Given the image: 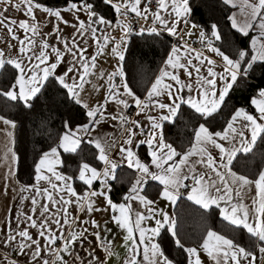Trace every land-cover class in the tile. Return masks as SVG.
Here are the masks:
<instances>
[{"label": "snow or ice", "instance_id": "obj_1", "mask_svg": "<svg viewBox=\"0 0 264 264\" xmlns=\"http://www.w3.org/2000/svg\"><path fill=\"white\" fill-rule=\"evenodd\" d=\"M104 3L123 20L117 19L113 24L87 0H68L63 9L45 6L39 0H0V31H6L15 42L0 48V70L9 71V67L12 70L9 85L0 89V96L31 108V101L47 83L54 81L68 98L82 106L87 118L86 123L75 128L66 121L56 146L43 151L35 162L34 183L12 189L18 196V214L6 217L0 229V248L16 253L17 259L0 256V264H21L20 257H27L24 264H110L114 256L119 258L113 245L116 235L121 234L120 247L125 252L122 264H173L157 242L162 232L170 233L176 246L187 254V264H204L201 253L212 264H261L264 169L250 178L234 170V161L238 154L250 153L258 141H264V88L251 99L257 114L236 108L215 131L206 123H199L182 150L166 140L164 127L166 122H175L182 106L207 121L221 111L238 80L246 78L255 64L264 63V0H223L225 5L236 9L227 17L231 28L249 37L248 48H237L227 54L216 46V41L223 37L215 23L208 32L201 28L198 33L204 50L194 48L185 39L192 37L191 29L200 27L190 24L189 0H104ZM10 9L25 18L18 20L6 15ZM37 12L55 19L51 31L43 35L54 36L62 47L48 39L37 40L42 36ZM63 13H71L73 19H65ZM81 13L86 19H81ZM130 13L134 14L133 19L149 25L141 26L138 34L167 33L177 39L143 98L129 86L123 66L127 38L133 31ZM189 24L190 30L185 31L182 26ZM61 25L73 29L71 38L63 35ZM97 26L117 28L121 35L116 38ZM253 32L256 34L250 35ZM89 48H94V52L89 54ZM5 49L15 51L6 55ZM106 51L117 61L114 70L107 73L97 68L98 58ZM62 65L63 70L58 73ZM93 76L103 84L92 87L96 91L103 87L104 96L102 102L89 105L83 101L82 93ZM110 105L116 106L115 112L109 110ZM132 106L136 116H144L146 125L126 114ZM112 121L118 122V135L99 132ZM0 125L4 126L0 127V134L7 139L2 157L8 168L2 192L7 195L15 176L12 166L17 156L11 147V129L16 128V123L0 115ZM138 136L142 138L137 139ZM85 142L95 150L94 158L103 167L98 169L81 162L75 177L59 171L58 166L63 164L61 150L77 153L83 150L81 145ZM140 146H146L150 163L134 150ZM113 153L118 160L113 159ZM121 165L132 169L135 178L121 202L116 203L109 195L110 180L116 179V170ZM75 180L85 186L82 194L74 187ZM97 181L99 190L93 188ZM149 181L160 186V200L174 205L183 197L205 212L217 209L222 220L246 233L253 246H242L234 237L208 228L197 246L186 247L177 237L175 219L163 208H157V201L145 194ZM99 197L106 207L97 206ZM25 201L30 203L27 210ZM133 202H138V207H133ZM73 208L89 217L102 211L109 212L110 217L102 226L95 218L73 215ZM149 221H154V225ZM109 222L119 230L117 234L107 227ZM78 224L81 230H77ZM90 236L94 239L89 240ZM85 243L93 246L84 248L83 254L76 251Z\"/></svg>", "mask_w": 264, "mask_h": 264}, {"label": "trees", "instance_id": "obj_2", "mask_svg": "<svg viewBox=\"0 0 264 264\" xmlns=\"http://www.w3.org/2000/svg\"><path fill=\"white\" fill-rule=\"evenodd\" d=\"M78 1V0H73ZM40 3L49 6H63L68 0H39ZM94 5L100 15L115 21L117 14L104 0H87ZM191 7L190 20L202 27L206 32L213 23L217 24L222 34V40L216 41L218 47L225 51H235L237 48H248L249 37H244L231 28L227 20L232 8L223 3V0H189ZM135 31L129 35L123 62L126 80L137 95L143 97L145 90L150 87L154 76L162 66L172 44L174 37L167 33L159 36L154 34H138ZM250 35H253L251 33ZM9 71H0V89H6L11 79ZM264 88V63H257L246 78H240L229 95L221 111L205 121L187 106H182L174 123H165L164 134L168 142L173 143L178 150L188 145L192 138V130L199 123H206L210 130H219L230 113L240 107H246L254 112L251 107V99L258 91ZM32 107L28 108L21 101H11L0 96V115L13 120L16 125L14 149L18 156L17 178L25 184L34 181V164L43 151L56 146L59 136L65 131L64 123L69 122L75 128L87 122L85 110L76 105L67 97L66 91L54 81L46 84L42 92L31 101ZM82 151L77 153H61L63 164L61 171L66 175L75 177L81 162H88L100 167V162L94 158V149L86 142L82 143ZM142 157L148 159L144 149H138ZM234 170L240 174L254 178L255 174L264 169V141H258L253 151L247 154H238L234 161ZM129 171L125 167L118 170L116 179L111 183L110 197L114 201H120L128 188L126 182ZM152 185V190H149ZM148 194L155 197L159 186L150 183ZM74 187L78 192L84 190V185L78 180L74 181ZM177 237L185 246L198 244L206 229L212 228L230 238L234 237L242 246H253L248 235L241 230L233 229L226 221H223L217 209L205 212L197 205L192 204L181 197L175 206ZM159 243L165 254L176 264H187L186 253L176 246L170 233L162 232L158 237Z\"/></svg>", "mask_w": 264, "mask_h": 264}, {"label": "crops", "instance_id": "obj_3", "mask_svg": "<svg viewBox=\"0 0 264 264\" xmlns=\"http://www.w3.org/2000/svg\"><path fill=\"white\" fill-rule=\"evenodd\" d=\"M73 2H78V1H73ZM44 5L45 6H48V7L58 8V9H63L66 6V4L63 5V6H49V5H46V4H44ZM189 7H190V5H189ZM190 9H191V7H190ZM233 11H236V9H233L232 12ZM6 15H8L10 17H13V18H16L18 20L25 18L22 15V13H17L14 9H10V11L8 13H6ZM63 15L65 16V19H68V20H72L73 19L71 13H63ZM190 15H191V12H190ZM80 16H81V19H86V16L83 13H81ZM133 16H134V14H131L130 13L129 14V17H128V19L131 20L132 26H133V31L131 33H133L134 30L137 31V32H139V29H140L141 26H144V27H148L149 26V25H146L144 23V21H142V20L133 19ZM37 19L39 21H41L40 27H41V31H42V36L41 37H38L37 40H39V39H48L50 41V43L55 44L58 47H62V45L59 44V42L55 39L54 36H44L43 35V33H48L49 31H51V29L53 27V23H55V19L54 18H46V14L39 13V12H37ZM49 19L52 20V23H49L48 22ZM106 19H108V18H106ZM117 19L123 20V17L116 16V20L115 21H112L111 20L113 22V24L116 23ZM108 20H110V19H108ZM189 20H190V16H189ZM191 23H194V22L190 20V24ZM135 24H137V28L136 29L134 28V25ZM190 24L188 26H182V27H184V30L185 31L190 30ZM61 27L63 28V35L65 37H67V38H71V34L73 33V29L70 26H66V25H61ZM97 27H99L101 29V31H107L111 36H114L116 38H119V36L121 35L119 29H117V28H107V29H105L104 26H97ZM201 28L202 27H198L197 29H191L193 31L192 37L191 38L185 37V39L188 40V43L191 44L196 49H199L196 46L195 43L197 41H199V39H198V33H199V31H200ZM99 34L100 33L98 32V35ZM255 34L256 33L253 32V35H255ZM128 38H129V36H128ZM128 38H127V42H128ZM174 39H175V43H177V39L175 37H174ZM8 42L15 43L14 41H11V38L9 36H7L6 31H0V48H5V44L8 43ZM216 46H217V44H216ZM5 51H6V55H10L15 50L14 49H12V50L5 49ZM93 52H94V48H89V54H91ZM206 54L212 55L211 53H206ZM215 58L219 62V58L218 57H215ZM66 59H68V57H66ZM116 63H117L116 58L110 56L108 54V52L106 51L103 56H101V57L98 58L97 68H98V70H102L105 73L111 72V71L114 70V68L116 66ZM63 67L64 66L62 65L61 68L57 69L58 73L63 70ZM89 79L91 80V83L85 86V91H84V93H82V99H83L84 102L88 103L89 105H94V104H97L99 102H102L103 96H104V88L101 87V90L100 91H96L95 88L92 87V85L95 84V85H97V87H100L103 84V82L101 80H99L98 77H96V76L90 77ZM117 79H119V78H117ZM125 79H126V75H125ZM256 96H254V97H256ZM141 98H143V97H141ZM251 107L254 110V112L251 111L250 109L246 108V107H243V108H245L247 111L251 112L252 114H257L255 112V107L252 104H251ZM109 110L112 111V112H115L116 106L115 105H110L109 106ZM135 112H136V109H135L134 106H132V107H130L127 110V113L126 114L131 119L140 120L142 124H145L146 125L147 124V121L144 119V116L143 115L136 116L135 115ZM113 124H115L117 126L116 127H113L112 126ZM0 127H4V126L3 125H0ZM16 129H17V125H16V128L15 129H11V131L13 132L12 144H11V147L13 148V151H15L14 146H15ZM99 132L102 133V134H104V133H111L113 135H118L119 134L118 122L112 121L110 123L104 124L99 129ZM93 135H95V133ZM140 138H142V137H139V136L137 137V139H140ZM6 142H7L6 137L3 134H0V229H3V226H4L5 222H6V217H9L10 218L13 213H16V209L18 207V205L16 203V201L18 200V196H17V194L14 191H12V189L13 188H18L20 185H25V184L21 183L18 180V178H17L18 156L16 154L17 159H16L15 164L12 166L13 167V170L15 172V176H14V178L10 182L9 191H8L7 195H4L3 192H2V188H3V185H4V174L8 170L7 166L5 165L4 160L2 159V157H3V150H4V144ZM138 149H144V152H147L146 146H140L139 148H136L134 150L137 151L138 155L141 157L142 160H144L145 162H149L150 163V157H148V159H145L144 157H142L140 155V153L138 152ZM62 152L63 151L61 150V153ZM113 159H117V160L119 159L116 156L115 153H113ZM61 160H62V157H61ZM61 166H58V170L59 171H61ZM95 167H97V166H95ZM101 167H103V165H100V167H97V168L99 169ZM121 167L127 168L126 165H121L116 170V176H117L118 170ZM127 170L129 171V175H127L128 177L126 179V182L128 184V188H127L126 192L128 191L131 182L135 178L134 171L132 169H129V168H127ZM114 180H110V184ZM152 182L158 185L157 182L149 181V183L145 187V194L150 199L156 200L157 201L156 207L157 208H163L170 215V217H172L176 221V216H175V213H174V209H175V206H176V203L177 202L173 205V204H171L168 201L160 200L159 197H158V191L159 190H157V192L155 193V197L150 196V194H148V192L146 190L148 188V185L150 183H152ZM33 183H34V181H33ZM93 188L96 189V190H99V188H100V182L99 181L95 182L94 185H93ZM149 190L150 191L152 190V185H149ZM80 193L82 194L83 193V190ZM109 195H110V193H109ZM97 200H98V203H97V206L98 207H101V208L106 207V204H105V202H104V200H103L102 197L97 198ZM121 200L120 201H117V202L114 201V200L113 201L116 202V203H119V202H121ZM29 207H30V203L28 201H25L24 210H27ZM133 207H138V202H133ZM139 210L140 211H143L144 209L143 208H140ZM71 211H72L73 215L79 216L81 219H91V218H95L98 222L101 223L102 226H103L104 221L109 220V217H110V213L109 212H103V211L102 212H98V213H93L92 214V217H89L85 212H79L75 208L71 209ZM16 214H18V213H16ZM149 224L154 225V221H149ZM12 226L14 227V223L12 224ZM85 227H90V225H85ZM107 227L112 228L113 234H117L119 232V230L111 222H109L107 224ZM77 230H81L79 228V224L77 225ZM32 231L35 234V230H32ZM0 235H2V232H0ZM121 235H116V238H115V241H114V245H113V250H114L115 253L118 254V257L119 258H117V256H114L112 258V260L110 261V264H122V258L125 256V252H124V249H122L120 247V244L122 243ZM109 238H111V236ZM93 239H94L93 237H91V236L89 237V240H93ZM156 239H157V242H159L158 237ZM58 244H59V242H58ZM198 244H194V245H190V246H186V247H195ZM92 246L93 245H90V244L85 243V245L83 247H77L76 248V251H78L81 254H83L84 248H91ZM4 255H7L9 259H17L16 253L11 252L9 249L0 248V256H4ZM101 255H102V253H101ZM201 257H202V260L204 261V264H212V262L210 260H208L207 257L203 253H201ZM45 258H48L47 255L45 256ZM65 258L66 259H69V260L72 259V257H67V256ZM19 259H20L21 263L24 264V261L27 259V257H20ZM85 259H87V257H85ZM173 264H176V263L173 262ZM261 264H264V262H261Z\"/></svg>", "mask_w": 264, "mask_h": 264}, {"label": "built area", "instance_id": "obj_4", "mask_svg": "<svg viewBox=\"0 0 264 264\" xmlns=\"http://www.w3.org/2000/svg\"><path fill=\"white\" fill-rule=\"evenodd\" d=\"M134 28L136 29L137 28V24L134 25ZM196 46L200 49V50H203L204 49V45L201 44L199 41H197L196 43ZM22 264V263H21Z\"/></svg>", "mask_w": 264, "mask_h": 264}, {"label": "rangeland", "instance_id": "obj_5", "mask_svg": "<svg viewBox=\"0 0 264 264\" xmlns=\"http://www.w3.org/2000/svg\"><path fill=\"white\" fill-rule=\"evenodd\" d=\"M118 34V33H117Z\"/></svg>", "mask_w": 264, "mask_h": 264}]
</instances>
